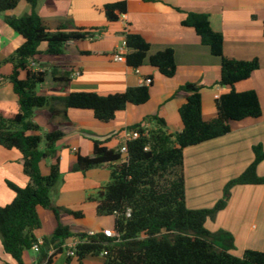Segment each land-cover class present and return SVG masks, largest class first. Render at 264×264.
Masks as SVG:
<instances>
[{"label": "trees", "instance_id": "16d2710c", "mask_svg": "<svg viewBox=\"0 0 264 264\" xmlns=\"http://www.w3.org/2000/svg\"><path fill=\"white\" fill-rule=\"evenodd\" d=\"M20 0H0V15L4 22L23 38V43L9 56L0 59V68L9 66L7 75L0 73L17 97V112L5 117L0 112V147L15 149L20 154V163L28 184L18 188L8 183L15 193L11 203L0 207V242L3 251L15 264H25L23 254L37 244L38 264H51L52 257L64 251L65 242L77 237L82 242L75 248L78 264L87 256L104 258L103 264H264V252L244 250L241 256L231 253L235 249L234 237L228 231H210L206 222L213 221L217 213L226 207L231 189L238 185H264V177L258 176L256 168L264 160V148L260 144L252 147L253 161L238 176L228 180L222 188V196L210 208L189 209L186 205L183 150L203 142L224 136L230 132V122L246 118H259L261 107L254 90L237 92L234 85L248 79L260 67L257 58L236 60L223 55V36L212 30L205 13H186L181 25L192 28L202 45L209 48L212 56L220 60L219 84L229 88L215 100L216 115L208 120L201 116V86L185 83L176 94L182 93L185 102L178 114L182 129L169 133L166 123L157 116H146L140 123L127 130H135L138 137L123 141L115 148H107L105 141L92 139V152L83 156L76 153L72 172L84 173L92 169L107 168L109 181L101 187L95 198L97 216H114L115 237H106L103 232L93 234L72 233L60 221L62 213L76 218L80 212L54 206L50 191L60 178L56 144L63 138L61 130L38 132L40 127L31 118L34 110L46 109L51 120L67 122L69 109L91 110L96 121L107 124L128 104L142 105L150 98V86L142 84L127 88L123 92L99 95L93 92H73L65 96H43L35 92L42 84L46 71H37L29 65L39 54V46L46 44L45 54L58 56L68 42L93 39L104 27L67 30L62 23L51 31L37 13L38 0H23L29 11L20 16H8ZM126 0L107 3L103 6L105 19L114 23L126 14ZM125 53L122 55L128 67L137 69L147 60L149 65L166 78L176 73L174 50L166 48L149 55L150 44L139 34L125 32ZM24 77L21 78V74ZM51 75L57 84L69 81V72ZM149 123L148 128L143 125ZM152 124V125H151ZM43 142V149L40 144ZM125 146L126 152H120ZM50 157L54 163L49 173L43 176L40 162ZM37 207L50 210L56 227L50 237L38 240L34 231L41 228ZM129 210V216H126ZM54 255L48 257V251ZM0 264H8L1 262Z\"/></svg>", "mask_w": 264, "mask_h": 264}, {"label": "crops", "instance_id": "0c3cea01", "mask_svg": "<svg viewBox=\"0 0 264 264\" xmlns=\"http://www.w3.org/2000/svg\"><path fill=\"white\" fill-rule=\"evenodd\" d=\"M115 1L119 0H38L36 8L40 19L51 31L62 23L67 24L68 31L105 28L93 39L68 42L58 56L46 55V44L42 43L39 54L30 61L36 65L33 70L39 68L47 72L44 82L36 87L37 94L65 96L73 92H93L108 95L140 86L145 78L152 79L149 100L138 106L128 104L107 124L96 121L91 110L69 109V123L51 120L46 109L34 110L31 120L40 130L28 134L43 136L54 130L64 133L56 144L60 178L51 189L50 198L54 206L82 214L80 218L65 213L60 215L61 223L68 226L72 233L113 231V220L97 216L95 203L86 199L88 181L96 179L98 169L84 173L71 171L76 153L83 156L91 154L92 139L105 141L107 148H115L124 141L128 127L140 123L146 116L162 118L169 133L180 131L182 123L178 109L185 102V97L182 93L176 94V90L185 83L202 87V119L208 120L216 115L215 100L229 88L219 84V58L212 56L209 48L201 44L192 28L181 25L188 12L208 15L212 30L223 36L225 57L258 59L260 67L248 79L236 83L234 89L237 92L254 90L262 113L259 118L230 122L228 134L183 150L187 207L199 209L195 207V202L211 192L208 201L213 206L226 182L238 176L253 161L252 147L260 144L264 148V0H126V14L109 23L103 6ZM28 11L29 6L20 0L17 7L5 15L20 17ZM125 32L144 38L150 44L149 55L172 48L175 75L171 78L162 76L147 60L137 69L128 67L125 61H115L114 55ZM22 43L23 38L0 15V59L11 55ZM52 69L57 75L69 72L68 83L60 85L54 82ZM9 71L7 65L0 68L3 75ZM0 112L5 117H12L17 112V97L11 85L4 80L0 84ZM53 163L54 159L50 157L42 159L40 171L43 176L48 175ZM256 173L264 177V160L258 164ZM8 183L24 188L28 177L23 172L19 152L0 147V207L11 203L15 196ZM211 186H216V190H212ZM188 190L191 192L190 206L187 202ZM36 210L41 228L34 231V236L38 240L48 238L57 224L54 215L40 207ZM206 228L231 233L235 244L231 253L235 256H241L247 249L264 252V185L234 186L226 207L217 213L213 221L206 222ZM76 238L65 242L66 251L53 256L51 264H67V246ZM37 254L38 251L33 248L25 251L24 263L38 264ZM0 261L15 264L3 251L1 242ZM103 261L102 255L87 256L82 264H103ZM70 264L78 263L73 258Z\"/></svg>", "mask_w": 264, "mask_h": 264}, {"label": "built area", "instance_id": "2783aa9c", "mask_svg": "<svg viewBox=\"0 0 264 264\" xmlns=\"http://www.w3.org/2000/svg\"><path fill=\"white\" fill-rule=\"evenodd\" d=\"M124 51H125V40L123 39L119 48L117 49L115 55H114V60L115 61H124V58H123V54H124ZM29 65L34 68L36 65L35 63L33 62H30ZM37 71H43L42 69H36ZM142 83L145 84V85H148L151 83V80L149 78H145L142 80ZM143 127L146 129L149 127V124L148 123H145L143 125ZM138 137V132L135 131V130H127L126 133H125V136H124V141H130V140H133L135 138ZM120 152L121 153H125L126 152V148L125 146H122L121 149H120ZM126 216H129V210L127 211L126 213ZM103 234L106 236V237H115V233L109 229H106V230H103L102 231ZM82 241L79 239V238H76L71 244H69L67 246V256L68 257H75V251H74V248L75 246L78 244V243H81ZM34 250L38 251V246L37 244H35L33 247H32ZM54 252L55 250L54 249H50L48 251V257H51L54 255ZM103 255V254H102Z\"/></svg>", "mask_w": 264, "mask_h": 264}, {"label": "rangeland", "instance_id": "374dc122", "mask_svg": "<svg viewBox=\"0 0 264 264\" xmlns=\"http://www.w3.org/2000/svg\"><path fill=\"white\" fill-rule=\"evenodd\" d=\"M43 147H44V145H43V142H42L40 144V149H43ZM96 171H97L96 179H91V180L88 181V186H87L88 190H87V198L86 199L88 200L89 203L91 202L89 200V198H95L97 191L101 187H103L109 181V178H110L108 174L106 176L107 171H109L107 168H101V169H98ZM108 173L110 174V172H108ZM210 188H212V190H216V186L215 187L211 186ZM209 191H211V190H209ZM211 194H212V192L210 194H207L205 197L200 198V200H197L195 202V207L196 208H210V207H212V205L210 204L211 201H208L210 199V197H211L210 196ZM221 196H222V189H221L220 198H221ZM190 197H191V192H190V190H188L187 191V202H188L189 206L191 204V203H189ZM103 219L104 220L111 219V220H113V223H114V216H103ZM64 251H66V249H64Z\"/></svg>", "mask_w": 264, "mask_h": 264}]
</instances>
